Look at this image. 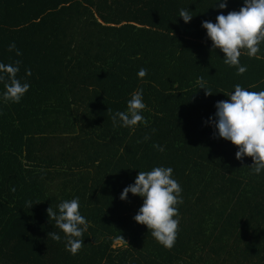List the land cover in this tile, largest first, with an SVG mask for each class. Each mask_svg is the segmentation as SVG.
Masks as SVG:
<instances>
[{"label": "trees", "instance_id": "obj_1", "mask_svg": "<svg viewBox=\"0 0 264 264\" xmlns=\"http://www.w3.org/2000/svg\"><path fill=\"white\" fill-rule=\"evenodd\" d=\"M217 3L0 0V63L21 61L17 78L30 85L17 104L0 83V264H264V171L238 161L213 123L235 85L264 91V58L242 55V75L224 63L202 23L244 0ZM141 89L147 123L114 127ZM159 166L182 187L170 250L135 222L143 198L120 199L139 171ZM74 198L88 221L76 255L47 216Z\"/></svg>", "mask_w": 264, "mask_h": 264}, {"label": "clouds", "instance_id": "obj_2", "mask_svg": "<svg viewBox=\"0 0 264 264\" xmlns=\"http://www.w3.org/2000/svg\"><path fill=\"white\" fill-rule=\"evenodd\" d=\"M216 6L225 9L227 0H218ZM179 17L187 24L193 15L189 10L181 9ZM202 27L207 31L213 49H219L224 54V63L236 67L238 75L247 71L246 66L240 64L242 55L255 59L264 58L258 55L264 44V0H244L239 11L220 14L215 23L204 21ZM14 49V43L9 45V51ZM16 55H21L19 50H16ZM20 64L19 60L14 64L0 63V83L4 85L5 102L20 103L30 88L27 82L22 83L17 78ZM26 75H31L30 69H26ZM146 75V69L138 71V77ZM198 83L206 95H213L210 90H206V82L202 77ZM227 97V100L215 105L214 127L219 138L230 141L238 149V161H243L245 156L252 159L250 168L258 175L264 171V91H249L237 84L234 92ZM145 109L143 90H137L127 102V110L117 111L112 116L113 126L119 120L120 126L135 131L138 125L147 123L142 115ZM153 146L159 151L164 150L159 145ZM129 193L143 198V204L134 217L135 222L146 226L152 237L163 247L168 250L173 248L179 231L178 205L183 202L182 187L173 178V169L159 166L150 171H139L134 184L124 188L120 199L127 200ZM47 216L63 232L66 250L76 255L84 245L82 237L88 228V221L80 213L79 198L61 202L58 213L50 206ZM48 236L57 242L61 240L56 232H51Z\"/></svg>", "mask_w": 264, "mask_h": 264}, {"label": "rangeland", "instance_id": "obj_3", "mask_svg": "<svg viewBox=\"0 0 264 264\" xmlns=\"http://www.w3.org/2000/svg\"><path fill=\"white\" fill-rule=\"evenodd\" d=\"M119 246H122V242H116V243L114 244V247H119Z\"/></svg>", "mask_w": 264, "mask_h": 264}]
</instances>
